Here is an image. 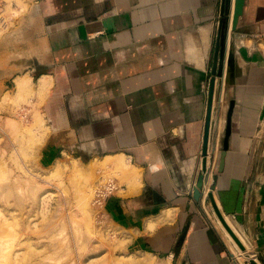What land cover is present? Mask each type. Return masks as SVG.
Masks as SVG:
<instances>
[{
	"label": "crops",
	"instance_id": "0c3cea01",
	"mask_svg": "<svg viewBox=\"0 0 264 264\" xmlns=\"http://www.w3.org/2000/svg\"><path fill=\"white\" fill-rule=\"evenodd\" d=\"M0 2L2 38L39 66L2 76L0 100L30 93L48 127L41 171L63 172L73 190L102 169L125 186L106 203L124 264H264V0H245L234 30V0ZM92 27L104 34L87 36ZM218 38L216 169L198 187ZM208 192L243 249L215 223ZM12 236L0 229V254Z\"/></svg>",
	"mask_w": 264,
	"mask_h": 264
},
{
	"label": "rangeland",
	"instance_id": "374dc122",
	"mask_svg": "<svg viewBox=\"0 0 264 264\" xmlns=\"http://www.w3.org/2000/svg\"><path fill=\"white\" fill-rule=\"evenodd\" d=\"M2 7L6 11L0 2ZM11 15L16 17L15 10ZM4 26L0 23V39ZM30 96L0 100V229L13 233L0 264H124L117 257L123 242L90 206L89 188L97 174L84 188L73 190L63 172L38 168L47 124L35 104L26 119L15 113Z\"/></svg>",
	"mask_w": 264,
	"mask_h": 264
},
{
	"label": "water",
	"instance_id": "95a60500",
	"mask_svg": "<svg viewBox=\"0 0 264 264\" xmlns=\"http://www.w3.org/2000/svg\"><path fill=\"white\" fill-rule=\"evenodd\" d=\"M245 0H234L233 4V11H232V18H231V29L234 30L239 16L242 14L243 5ZM4 41L3 38L0 39V78L5 75H15L16 73L23 72L24 70L32 67H38L37 57H32L29 54V51L24 48V43H1ZM220 50V40L219 38L216 40L213 59H212V68L211 72L213 77L210 80L209 92H208V100H207V112L205 118V126L204 132L202 137V147H201V170L199 174V179L197 186L200 187L202 183L203 174L206 172L207 162H208V139H209V131L211 129V111H212V104H213V97H214V84H215V74L217 72V64H218V55ZM230 135V113L225 118V122L223 124L220 140L222 144L220 145L221 150L227 148V139ZM224 153H221L219 158L218 167L221 169L224 160ZM208 197L210 200L211 207L217 216V219L221 223V225L225 228L228 234L231 236L233 241L236 245L243 249V244L230 227L228 222L226 221L225 217L219 210L212 192H208Z\"/></svg>",
	"mask_w": 264,
	"mask_h": 264
},
{
	"label": "built area",
	"instance_id": "2783aa9c",
	"mask_svg": "<svg viewBox=\"0 0 264 264\" xmlns=\"http://www.w3.org/2000/svg\"><path fill=\"white\" fill-rule=\"evenodd\" d=\"M104 31L99 27H92L87 31V36L94 37L103 35ZM30 102L20 104L15 108L16 115L21 119H26L30 113ZM215 160H212L207 165V173L210 174L214 171ZM124 185L120 184L115 176L108 170H99L94 182L89 188V202L95 217H106V203L108 199L116 193L124 189Z\"/></svg>",
	"mask_w": 264,
	"mask_h": 264
},
{
	"label": "bare ground",
	"instance_id": "6f19581e",
	"mask_svg": "<svg viewBox=\"0 0 264 264\" xmlns=\"http://www.w3.org/2000/svg\"><path fill=\"white\" fill-rule=\"evenodd\" d=\"M20 84V83H19ZM19 86V85H18ZM21 90V89H20ZM215 165H216V163H215Z\"/></svg>",
	"mask_w": 264,
	"mask_h": 264
}]
</instances>
